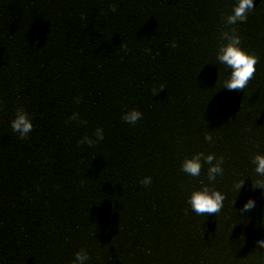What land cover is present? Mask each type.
<instances>
[{
    "label": "water",
    "instance_id": "95a60500",
    "mask_svg": "<svg viewBox=\"0 0 264 264\" xmlns=\"http://www.w3.org/2000/svg\"><path fill=\"white\" fill-rule=\"evenodd\" d=\"M237 2H177L1 264H264L255 159L264 155V0L232 21ZM234 37L257 59L246 84L230 89L232 66L221 55ZM132 109L135 121L125 119ZM187 159L199 161L197 173ZM196 191L219 192L222 206L196 212Z\"/></svg>",
    "mask_w": 264,
    "mask_h": 264
},
{
    "label": "clouds",
    "instance_id": "9594fccd",
    "mask_svg": "<svg viewBox=\"0 0 264 264\" xmlns=\"http://www.w3.org/2000/svg\"><path fill=\"white\" fill-rule=\"evenodd\" d=\"M254 3L255 0H238L234 5L233 14L229 16V19L232 21L236 19L245 20L247 18V11L253 8ZM221 59L232 66L231 76L225 81V86L230 89L242 88L255 71L254 65L257 57L240 47L239 37H234L233 41L224 48ZM153 91H155V89H153ZM140 115V111L132 109L130 112L125 113V119L135 121ZM12 127L13 130H18L23 136L28 133L32 125L26 113L21 111L12 121ZM207 135L206 133V136ZM208 159H211V155H209ZM255 159L257 161L256 170L264 175V155L258 154ZM184 168L192 173H197L199 170V161L197 159H187L184 163ZM218 170V165H214L210 169L211 172ZM257 183L259 186L264 187V180L257 181ZM191 201L193 209L196 212L213 213L217 212L222 206V195L217 191H213L212 193L207 191H196L193 193ZM253 204V201H249L244 205L246 209L245 215L252 213ZM257 243L264 248V240H259ZM76 255L78 259L84 258V255L80 252Z\"/></svg>",
    "mask_w": 264,
    "mask_h": 264
}]
</instances>
